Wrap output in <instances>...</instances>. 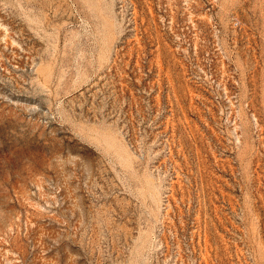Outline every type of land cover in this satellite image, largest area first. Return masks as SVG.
<instances>
[{"label": "rangeland", "instance_id": "1", "mask_svg": "<svg viewBox=\"0 0 264 264\" xmlns=\"http://www.w3.org/2000/svg\"><path fill=\"white\" fill-rule=\"evenodd\" d=\"M0 264H264V0H0Z\"/></svg>", "mask_w": 264, "mask_h": 264}]
</instances>
